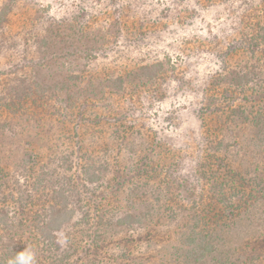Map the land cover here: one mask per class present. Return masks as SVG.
Masks as SVG:
<instances>
[{
  "label": "trees",
  "instance_id": "16d2710c",
  "mask_svg": "<svg viewBox=\"0 0 264 264\" xmlns=\"http://www.w3.org/2000/svg\"><path fill=\"white\" fill-rule=\"evenodd\" d=\"M221 1L240 28L243 47L254 56L264 45V0ZM11 10L9 5L0 9V33ZM41 45L47 54L48 43L41 40ZM94 52L93 49L83 52L84 66L95 61ZM63 57L67 56L61 55L59 59ZM46 61L45 54L37 62L30 60L33 72L22 76L17 75L21 66L2 71L1 75L6 76L1 79L3 89L8 85L9 75L16 77L13 85L6 86L9 88L4 92L0 90V114L11 115L9 123L22 117L23 123H32L35 132L43 130L44 137L50 136L53 126L58 127L56 142L71 141L67 145L69 152L42 163L39 154L28 157L29 166H23L22 174L31 181V190L24 201L16 198L18 211L14 214L2 206L7 201L2 189L8 173L0 167V264H26L28 254L34 258L32 264H82L81 259L86 264H103L106 260H117L110 255L115 250L121 253L118 264L123 261V264H264V235L253 237L243 248L218 253L222 235L233 229L230 217L241 219L236 218V210L241 207L243 214H248L262 198L232 189L234 186L242 189L250 182L262 190L264 178L258 182L257 178L250 179L230 167L240 161L237 167L244 171L264 170V62L258 69L263 80L256 89L245 85L251 81V73L242 71L244 83L239 74L233 82L242 90L241 100L246 103L236 104L240 94L227 91L226 104L218 107V115L211 121L221 126L212 134L225 135L229 141L220 139L213 143L208 139L204 155L199 156L203 160H198V166L189 175L182 176L180 159L168 165L141 139H133L132 127L126 126L130 112L113 115L110 141L96 149L92 128L99 122L94 110L98 106L96 100L101 97L82 95L78 85L82 80L75 73L52 85L39 78L40 69L46 68L45 73L49 74ZM162 72L159 62L140 65L135 73L142 81L138 87L157 85ZM114 78L110 79V87L120 91L123 78ZM65 99L67 105L63 106ZM107 112L112 115L114 110ZM43 121L49 125L43 127ZM68 122H73L72 129L67 127ZM9 123L2 126L4 133ZM86 132V140L81 139ZM161 147L166 149L164 145ZM211 165H217L223 173L212 172L208 168ZM225 172H229V179ZM192 179L201 181L197 195L184 191ZM212 181L210 186L208 183ZM204 184L208 185L206 190ZM9 195L14 199L13 194ZM65 224L76 229L72 227L69 235L64 236L66 245H63L55 233ZM90 228L94 229L89 231L94 235L93 245L84 240L83 244L81 234L88 233ZM166 239L173 242L161 254L155 247Z\"/></svg>",
  "mask_w": 264,
  "mask_h": 264
},
{
  "label": "rangeland",
  "instance_id": "374dc122",
  "mask_svg": "<svg viewBox=\"0 0 264 264\" xmlns=\"http://www.w3.org/2000/svg\"><path fill=\"white\" fill-rule=\"evenodd\" d=\"M5 5L11 6L12 10L5 29L0 33V90L3 89L1 79H6L1 75L2 71L17 65L21 66L17 75H26L33 72L30 60L37 62L45 54L49 74L45 73L46 68L40 69L39 78L52 85L75 73L82 80L78 84L82 95L101 97L96 100L98 106L94 110L99 122L92 128L97 140L96 149L110 141L114 126L110 119L119 116L117 113L130 112L131 118L127 119L126 126L132 127L133 139H141L168 165H174L180 159L182 176L189 175L198 166V160H203L199 156L204 155L208 139L213 143L220 139L229 141L225 135L212 134L221 126L211 121L218 115V107L226 104L227 91L232 95L240 94L236 104L246 103L241 100L244 99V94L240 93L242 90L233 84L238 80V74L241 77L242 71L251 73V81L245 85L255 89L263 80L258 69L264 62V45L254 56L243 47L240 28L221 0H0V9ZM41 40L49 45L47 54ZM87 49L95 51V61L84 66L82 57ZM72 52L81 53L68 56ZM61 55L67 57L59 59ZM156 62L163 66L157 85L138 87L142 83L135 74L138 67ZM117 76L124 81L120 91L110 87V79ZM15 77V74L7 77L8 85L3 92L9 88L6 86L15 83ZM243 79L241 77L244 83ZM246 94L251 97L250 91ZM66 101L63 106L67 105ZM107 109L114 110L112 115ZM223 111L227 112L226 109ZM10 116L0 114V167L8 173L6 186L2 189L7 201L2 206L5 205L9 214H14L18 211L16 198L21 197L24 201L31 190V181L22 174L23 166H29L28 157L32 153L39 154L40 163L55 159V156L69 152L67 145L71 141L56 142L58 127L52 125L50 136L44 137L42 129L35 132L32 123H23L22 117L19 120L13 118L14 122L9 123ZM5 121H8L9 128L4 133L2 126L8 124ZM43 123V127L49 125L47 121ZM72 123L68 122L67 127L72 129ZM87 133H83L81 139L86 140ZM163 145L166 149H162ZM238 163L240 161L230 168L238 169L250 179L255 177L258 182L264 178V170L244 171L237 167ZM70 165L73 167V162ZM65 167L62 168L66 170ZM208 168L223 173L217 165ZM228 173L224 175L229 179ZM213 182L208 184L211 186ZM248 184L251 185L242 189L234 186L232 190L262 198L254 206L256 210L248 214H243L241 207L236 210V218L241 219L230 217L233 229L222 235L218 253L243 248L253 237L264 235V188L261 190V186ZM200 185L201 181L192 179L184 191L197 195ZM207 187L204 184L203 190ZM77 217L79 220L80 212ZM68 226L65 224L55 233L63 245L66 242L64 236L76 229V226ZM89 231L94 229L82 233L81 240L93 245L94 235ZM170 242L173 241L166 239L155 250L166 253ZM120 254L113 251L110 255L117 260H106L103 264H118ZM81 262L86 264L82 259Z\"/></svg>",
  "mask_w": 264,
  "mask_h": 264
},
{
  "label": "clouds",
  "instance_id": "9594fccd",
  "mask_svg": "<svg viewBox=\"0 0 264 264\" xmlns=\"http://www.w3.org/2000/svg\"><path fill=\"white\" fill-rule=\"evenodd\" d=\"M33 257L31 256V254H28L27 255V261H26V264H32V261H33ZM20 261V257H17V262Z\"/></svg>",
  "mask_w": 264,
  "mask_h": 264
}]
</instances>
